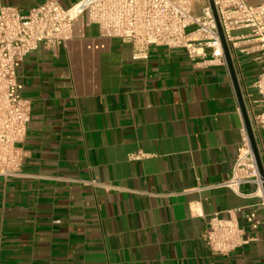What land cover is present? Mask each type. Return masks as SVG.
Returning a JSON list of instances; mask_svg holds the SVG:
<instances>
[{"label": "crops", "instance_id": "crops-1", "mask_svg": "<svg viewBox=\"0 0 264 264\" xmlns=\"http://www.w3.org/2000/svg\"><path fill=\"white\" fill-rule=\"evenodd\" d=\"M46 1L0 4L27 14ZM247 33L229 50L248 113L264 51ZM134 55L81 17L65 45L26 57L18 80L31 121L22 175L0 178V264H264V191L219 186L245 125L226 59L163 46ZM254 136L264 171V132ZM216 213L261 224L247 227V245L216 254L203 241Z\"/></svg>", "mask_w": 264, "mask_h": 264}, {"label": "built area", "instance_id": "built-area-1", "mask_svg": "<svg viewBox=\"0 0 264 264\" xmlns=\"http://www.w3.org/2000/svg\"><path fill=\"white\" fill-rule=\"evenodd\" d=\"M218 21L229 44L236 45L235 32L246 30L264 51V2L213 0ZM85 17L103 37L120 39L135 48V58H146L151 46L184 49L192 61L225 56L217 21L209 0H80L64 7L57 0L23 14L18 6L0 4V178L22 175L23 151L31 121V103L23 95L18 73L25 59L43 44L58 49L73 38L74 24ZM256 99L248 98V115L254 133L264 132V70L253 83ZM256 106H259L257 109ZM145 154L136 153L139 160ZM255 183L264 191L246 125L231 177L219 186L240 194V187ZM264 199V198H263ZM264 207V201H263ZM246 226L233 218L212 215L203 241L216 254L229 255L247 245L252 237L247 227L257 230L256 213L245 216Z\"/></svg>", "mask_w": 264, "mask_h": 264}, {"label": "water", "instance_id": "water-1", "mask_svg": "<svg viewBox=\"0 0 264 264\" xmlns=\"http://www.w3.org/2000/svg\"><path fill=\"white\" fill-rule=\"evenodd\" d=\"M209 1H210V4H211V7L213 9L216 21H217V26H218V31H219L221 43H222L224 56H225V59L227 61V65L229 67V70H230V73H231V76H232V79H233V83H234V86H235V90H236V93H237V96H238V99H239L240 107H241V110H242V113H243V116H244L245 125H246V128H247V132H248V135H249L250 143H251V146H252V149H253V152H254V156H255V159H256V162H257L259 173H260V176L264 179V171H263V167H262V163H261V157H260L259 150H258V147H257V143H256V140H255V136H254V132H253V129H252V125H251V122H250V119H249V116H248V113H247V110H246V106H245V103H244V100H243V97H242L241 89H240V86H239V83H238V80H237L236 72H235V69H234V65H233L231 54H230V50H229V45H228V43H227V41L225 39V36H224L223 31L221 29L220 23L218 21V15H217V12H216V8L214 6V2H213V0H209Z\"/></svg>", "mask_w": 264, "mask_h": 264}, {"label": "rangeland", "instance_id": "rangeland-1", "mask_svg": "<svg viewBox=\"0 0 264 264\" xmlns=\"http://www.w3.org/2000/svg\"><path fill=\"white\" fill-rule=\"evenodd\" d=\"M249 3L252 4V5L260 4V3H254V2H251V1H249Z\"/></svg>", "mask_w": 264, "mask_h": 264}]
</instances>
